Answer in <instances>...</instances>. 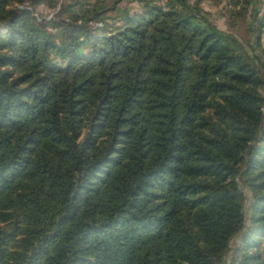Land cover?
<instances>
[{"label": "trees", "instance_id": "obj_1", "mask_svg": "<svg viewBox=\"0 0 264 264\" xmlns=\"http://www.w3.org/2000/svg\"><path fill=\"white\" fill-rule=\"evenodd\" d=\"M121 1L0 0V264H264V0Z\"/></svg>", "mask_w": 264, "mask_h": 264}, {"label": "rangeland", "instance_id": "obj_2", "mask_svg": "<svg viewBox=\"0 0 264 264\" xmlns=\"http://www.w3.org/2000/svg\"><path fill=\"white\" fill-rule=\"evenodd\" d=\"M153 1L156 4H160V5H162L165 2V0H153ZM120 6L127 7L129 9V12L131 13L138 12L141 9L140 3L137 0H122ZM226 6L227 5L225 0H202V2L200 3V8L202 9V12L205 13V16L209 19L211 23L215 24L219 29L231 33L239 41H241L244 45H246L248 49H250L246 44V40L249 39L250 37L248 33V18L245 19L237 18L235 20V25H231L229 23L231 19L229 18ZM34 13L39 17L41 16L49 17L52 13V10L44 5H39L38 7H36ZM97 25L100 24L97 23ZM262 44L264 46V31L262 34ZM243 190L246 196L244 205L248 217L249 216L248 199L250 197V191H248V189L246 188H243ZM229 259L230 256L228 255L227 261L224 264H228Z\"/></svg>", "mask_w": 264, "mask_h": 264}]
</instances>
